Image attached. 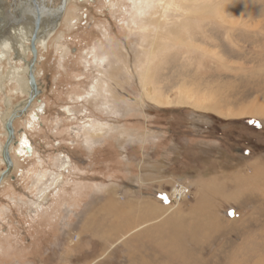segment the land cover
Instances as JSON below:
<instances>
[{"label": "rangeland", "instance_id": "374dc122", "mask_svg": "<svg viewBox=\"0 0 264 264\" xmlns=\"http://www.w3.org/2000/svg\"><path fill=\"white\" fill-rule=\"evenodd\" d=\"M146 1L66 0L39 47L0 264H264V0ZM7 82L0 107L25 97Z\"/></svg>", "mask_w": 264, "mask_h": 264}, {"label": "flooded vegetation", "instance_id": "af4514ba", "mask_svg": "<svg viewBox=\"0 0 264 264\" xmlns=\"http://www.w3.org/2000/svg\"><path fill=\"white\" fill-rule=\"evenodd\" d=\"M24 1V4L22 2ZM25 1H27L26 4ZM58 1V2H57ZM65 0H6V5L11 8V11L13 12V9L16 10L15 16L17 15V9L21 10L22 7L28 6L30 8L31 6L34 8L31 10L36 11V15H40L39 12L42 15H47L49 17H53L54 19L58 16L61 17L62 13L64 12V4ZM21 3V5H20ZM31 5V6H30ZM17 17V16H16ZM19 19V17H17ZM60 18L58 19V21ZM9 32V31H8ZM8 32H4L5 35H7ZM3 33V34H4ZM0 36V39L2 40L3 35ZM35 42V41H34ZM30 42L29 43V51L23 59H21L23 62L20 64H17V62H14V67L17 68H24L26 64H28V72L21 73L20 76L22 77L23 81L25 82V90H22V88L19 87V85L12 80L11 77L13 75L11 62L15 58V54L12 53V49L10 52L7 50V47H4L1 45L0 49V56L3 54V57H0V63L3 60H6V65L8 67L7 73L4 76L0 75V89H2L3 85L6 81L7 83H14L16 85L15 91L13 93L17 95L25 96L23 99L19 100L16 104H10V99L8 97H4L1 107H0V138H4V142L0 143V162L5 165V169L0 172V183L4 180L5 177L9 174L11 168H12V161L10 159V153H14V148L17 146L19 135L21 132V129L14 128V123L17 121H23L25 116L28 115L30 117V112L33 109L36 113H40L43 109V103H41V100L38 98V95L40 94V84L39 81L40 76L42 74H39L38 67L39 65H42V62L44 61V58L40 54L39 46H37L36 43ZM1 44V43H0ZM2 52V53H1ZM29 55V57H28ZM18 57V56H17ZM3 90V89H2ZM4 92V91H3ZM32 104V105H31ZM37 105V106H36ZM41 105V106H40ZM39 108V109H38ZM27 122V121H26ZM25 122V123H26ZM26 129V128H24ZM21 131V132H20Z\"/></svg>", "mask_w": 264, "mask_h": 264}, {"label": "bare ground", "instance_id": "6f19581e", "mask_svg": "<svg viewBox=\"0 0 264 264\" xmlns=\"http://www.w3.org/2000/svg\"><path fill=\"white\" fill-rule=\"evenodd\" d=\"M161 1H163V3L165 4V3H167L168 0H161ZM65 2H66V0L64 1V3ZM145 2H146V6H147L148 2L146 0H145ZM26 4H28V3H26ZM28 6H29V4H28ZM28 6H24L21 8L20 13L22 15L21 16L22 20H21L20 24L17 26L15 24H12V27L10 28L7 35H5V33H4L2 40L0 39V43H1L0 49H1V45H2L4 47H7V50L9 52L12 49V53L14 52L13 54H15V58L12 60L11 64H9L12 67V71L14 70L13 68L16 69L15 71H13V75H12L11 79L12 80L14 79V81L19 85L20 88H22V90H25L24 87L26 86L25 85L26 81L25 82L23 81L20 74L28 72V64H26V66L24 68H17V67H14L13 63L16 62L18 59L21 60L24 57H26V54L30 48L29 47L30 42L32 43L35 41L34 43H36L37 46H39L43 51H46V49L49 47L48 46L49 37L54 35L53 31L55 30L56 26L58 25V22L56 23L57 18L54 19L53 17H49L47 15H41L39 18L40 20L36 21L33 17L36 15V11L31 10V7H32L31 5H30L31 6L30 8H28ZM135 7H136L135 8L136 10L141 9V7H139V6H135ZM32 9H34V8L32 7ZM155 12H159V8L155 9ZM65 20H66V18H65ZM155 20H156V24H157L159 22V20L157 18ZM9 21H10V18L8 17L6 12L0 10V30H1V27L4 24L9 23ZM147 21L151 23L150 19H148ZM36 31H37V33H36ZM152 47H153L152 50H154L155 49V43L154 44L152 43ZM0 57H3V54ZM93 58H95V57L93 56ZM103 63L104 62H101V63L97 62L96 66H100ZM107 64H108V66H111L109 61ZM116 67H118V66H114L113 68L109 67L107 69V71L104 73L102 71H100L99 75L102 78L101 81L102 82L108 81L107 79L109 78V79L113 80L114 83H116V81L114 79H116L118 72H119L118 68H116ZM142 75H144V71H142ZM92 87L96 90V88H100V86L97 85V83L93 84L91 86V90H89L87 93L88 95L90 94L91 96H96V95H93V93H91L94 90ZM151 97H153L158 102H162V100L160 98H157L155 95H151ZM79 100H82V99L80 98ZM194 101H196V100H194ZM203 102L204 101L197 100L196 104H202ZM34 106H35V104H34ZM34 106H33V109L31 110V112L29 113L30 114L29 120L31 119V117L33 115L35 116V115L39 114V113H36L34 111ZM208 108H210V107H208ZM63 110L66 111V109H63ZM66 113L69 115L70 110L66 111ZM258 113L264 115V110H262ZM262 117H264V116H262ZM100 126H102V125L100 124ZM87 127H90V125H87ZM91 135H92V133H91ZM31 150H33V149H32V146L30 144V141L26 139L25 132L20 133L17 146H15V148H14V155L16 157H20L21 155L23 156L26 153L28 155V153L30 154ZM39 178H40V176H39ZM181 186L182 185H180V188H181ZM39 192L41 193L42 190H40ZM152 208L153 207H150L149 209H152Z\"/></svg>", "mask_w": 264, "mask_h": 264}, {"label": "water", "instance_id": "95a60500", "mask_svg": "<svg viewBox=\"0 0 264 264\" xmlns=\"http://www.w3.org/2000/svg\"><path fill=\"white\" fill-rule=\"evenodd\" d=\"M78 1H82V0H78ZM25 2H27V1H25ZM5 5H2L1 4V0H0V10L1 11H5V12H7V14H9L10 15V21H15V16H13L12 14H11V11H9L8 9H5ZM14 11H16V10H14ZM39 14L40 15H35V16H33L34 17V19L36 20V21H39L40 19V16L42 15L40 12H39ZM60 18V16H58L57 17V20H56V23L58 22V19ZM9 21V23H6V24H4L2 27H1V30H0V36L4 33V32H8L9 31V27H10V24L12 23V22H10ZM36 33H37V31H36Z\"/></svg>", "mask_w": 264, "mask_h": 264}, {"label": "built area", "instance_id": "2783aa9c", "mask_svg": "<svg viewBox=\"0 0 264 264\" xmlns=\"http://www.w3.org/2000/svg\"><path fill=\"white\" fill-rule=\"evenodd\" d=\"M189 191H188V188L187 187H184L181 186H178V188L176 189H173V194H172V198L176 199V200H180L181 197L185 194H187Z\"/></svg>", "mask_w": 264, "mask_h": 264}]
</instances>
